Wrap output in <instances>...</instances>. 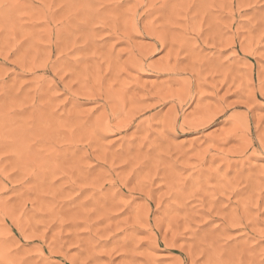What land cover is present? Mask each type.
<instances>
[{"label": "rangeland", "instance_id": "374dc122", "mask_svg": "<svg viewBox=\"0 0 264 264\" xmlns=\"http://www.w3.org/2000/svg\"><path fill=\"white\" fill-rule=\"evenodd\" d=\"M0 264H264V0H0Z\"/></svg>", "mask_w": 264, "mask_h": 264}, {"label": "bare ground", "instance_id": "6f19581e", "mask_svg": "<svg viewBox=\"0 0 264 264\" xmlns=\"http://www.w3.org/2000/svg\"><path fill=\"white\" fill-rule=\"evenodd\" d=\"M161 44H163V41L161 40ZM164 45V44H163Z\"/></svg>", "mask_w": 264, "mask_h": 264}]
</instances>
